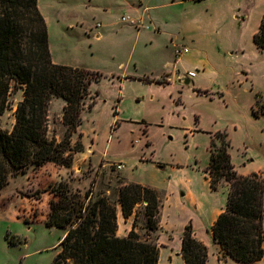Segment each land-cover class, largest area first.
Segmentation results:
<instances>
[{"label":"rangeland","instance_id":"obj_1","mask_svg":"<svg viewBox=\"0 0 264 264\" xmlns=\"http://www.w3.org/2000/svg\"><path fill=\"white\" fill-rule=\"evenodd\" d=\"M227 2L228 0H37L45 19L49 50L55 63L83 67L102 75L100 81L91 85V95L97 96V102L91 111L85 107L78 131L82 132L85 151H93V163L97 164L102 159H122L129 169L142 153V142H132L140 134V126L126 121L121 123L120 118L128 116L138 121L145 120L151 150L163 158L171 147H181L185 139L189 141L188 130L194 127L195 116L199 118L196 125L202 130L212 133L224 131L231 121L242 119L249 100V121L243 122L244 126L249 127L247 145L255 168L264 169V115L254 117L250 109L254 92L259 91L264 95V51H257L250 38V31L255 27L254 18L244 25L240 22L244 6L237 13L239 18H235ZM146 6L147 11L144 10ZM127 15L135 23L122 22L121 17ZM140 24L147 25L148 29H140L138 34ZM154 28H157L156 33ZM98 32L100 38H96ZM190 39H194L195 43H190ZM174 45H187L191 58L202 65L206 74L202 85L208 89L209 96L191 95L187 86L191 82L184 84V81L177 79V75L186 74V65H192V61L185 59L184 62L173 65ZM165 61L169 63L164 65ZM243 71L249 73L248 82L244 81ZM163 73L170 83L151 84V87L145 83L123 86L119 78L116 79V76L135 75L163 80ZM179 91L182 93L180 101H177ZM22 92L12 82L8 107L0 118V128L11 126ZM119 96L124 114L118 119L113 117L112 107ZM90 100L88 98L87 103ZM259 110L263 109L259 106L257 111ZM48 119L49 136L58 135L60 138L64 131L61 111L57 108L50 109ZM115 119H118L120 126L110 131V125ZM75 141H81L77 133L73 135V142ZM207 141L206 133H200L193 139L200 150L206 146ZM214 141L216 147L213 150L218 151L220 141L217 138ZM87 158L91 160V157L79 154L76 163L82 166V170H76V174L64 171L66 174L61 177L62 180L69 181L74 189L83 186V182L78 179L91 173L93 169L91 161L86 166ZM54 166L51 162L45 165V173H50ZM115 168L110 165L105 168L97 167L95 178L100 183L98 192L109 187L113 196V188L120 176ZM34 170L36 168L32 165L26 169L29 184L20 191L21 195L29 196L35 204L26 219L29 224L20 221L0 225V264H50L58 250L63 231L46 227L42 221L35 220V217L45 211L46 206L41 198L49 196L48 191H44L49 184L43 183L46 175L36 176L32 173ZM262 173L264 176V171ZM37 181L41 186L35 187ZM36 190L41 191L38 199L32 196ZM6 238L15 244L9 243Z\"/></svg>","mask_w":264,"mask_h":264},{"label":"trees","instance_id":"obj_2","mask_svg":"<svg viewBox=\"0 0 264 264\" xmlns=\"http://www.w3.org/2000/svg\"><path fill=\"white\" fill-rule=\"evenodd\" d=\"M252 40L264 48V14ZM101 76L97 71L53 62L37 0H0V115L8 107L12 82L23 91L12 128H0V190L31 165L37 168L51 162L71 167L74 154L83 150L82 142L72 138L82 124V111L92 109L96 102L91 85ZM52 97L65 102L61 114L64 131L59 139L48 133ZM214 138L220 147L213 150L216 144L211 140V187L216 189L223 180L229 190L226 207L211 227L212 239L241 264L260 260L264 255L263 173L238 174L230 161L226 134L216 132ZM118 183L117 199L91 188L82 192L62 179L44 189L55 197L49 201L44 225L63 230L50 264H158L154 240H144L133 229L126 237L116 235L118 204L127 217L136 204L146 202V227L156 229L158 192L138 183H123L120 178ZM40 193L36 190L32 196L38 199ZM181 255L185 264H205L207 260V247L193 237L190 225L182 235Z\"/></svg>","mask_w":264,"mask_h":264},{"label":"crops","instance_id":"obj_3","mask_svg":"<svg viewBox=\"0 0 264 264\" xmlns=\"http://www.w3.org/2000/svg\"><path fill=\"white\" fill-rule=\"evenodd\" d=\"M226 4L229 6L232 16L235 18H239V14L237 13L244 6L245 9L242 11L243 16H241L240 21L243 22L244 25L254 18L253 21H255V27L250 31V38L252 40V36L254 32L258 30L261 17L264 14V0H228ZM247 8L249 10L246 11ZM147 9L148 7L146 6L144 10L147 11ZM147 17L150 18L149 15ZM147 27V25L143 26L140 24L137 28V33L139 34L140 29H148ZM156 29L157 28L153 29L154 33H156ZM96 38H100L99 32L96 34ZM190 43L194 44L195 40L190 39ZM253 45L260 53L264 51V48H259L254 43ZM173 47L172 54L175 57L173 65L184 62L185 59H191L192 65L189 64L186 65V67H188V71L195 73L193 77H185L183 80L180 79L183 74H179L176 76L177 79L184 81V84H189V82H191V85H187L189 86L188 90L191 95L195 97H199L203 94L206 97L209 96L208 89L202 85V82L206 77L204 72L205 70L198 61L196 62L193 58H191L192 55L190 54L191 52L189 47L187 46V52H184L179 56H176L174 52L175 47L178 46L174 45ZM51 58L53 60L52 55ZM53 62L55 61L53 60ZM168 63V61H165L164 65ZM242 73L244 74V81L248 82L249 73L247 71H243ZM162 75H164L163 80L157 79L156 77L150 78L149 76L140 77L135 75H124L122 77L116 76V79L119 78V82L123 86L130 83H145L151 87V84L163 85L170 83L167 81L168 79L165 76L166 74L163 73ZM113 77L114 75L111 76V78ZM178 93L177 101H180L182 92L179 91ZM135 96L137 97V95ZM220 97H222V95H220ZM258 99H260V101H258ZM263 101L264 95L259 91L254 92V101L250 106L251 113L254 117L264 115ZM64 104L65 102L62 98L52 97L49 103V112L50 109L57 108L62 114ZM259 106L263 110L257 111V114L255 115L253 113V109L258 110ZM92 109L88 110L91 111ZM113 109L116 111L115 115H113ZM83 112L84 110L82 111V114ZM123 114L124 109L121 106V97L119 96L117 97V103L112 107V115L113 117L119 119L120 117H123ZM3 116L4 113L0 115V118ZM123 118H120L121 123L126 121L136 123L140 126V134H138V137L133 139L132 142L138 143L141 141L144 145L142 146V153L138 155L136 161L129 169L127 168L125 161L122 159L117 161H104L102 159L97 164L93 163L91 156L93 151H85V147L83 145V150L74 154L70 168L55 165V168H53L50 173H45V171H47L45 169V165L48 164L46 163L37 167L32 173H35L36 176L46 175L43 182L46 185L57 182L63 175L66 174L67 171L76 174V170H82V166H79L76 163V157L79 154H84L85 157H91V160L87 158L88 160L85 163H87L86 166H88V162L90 163L91 161L93 169L91 170V173H87L78 179L83 182V186L78 187V189L83 192L88 188H91L93 192H98L100 183L99 180L95 178L98 173L97 167L105 168L108 165L114 167V163L121 162L123 167L117 171L119 172V178L123 181V183L133 182L155 189L159 196V208L157 213V227L155 230L151 231L146 227V202L136 204L131 215L127 217L123 216L118 204L117 236L126 237L133 229L144 240H154L158 247V264H185L181 255V241L185 227L190 225L192 227L193 237L207 247L208 255L205 264H241L223 251V249H221V247L212 239L211 227L218 215L226 207L229 190L228 183L223 180L218 184L216 189L211 187V179L208 172V165L210 161L209 148L211 140L214 139V134L216 132L212 133L199 128L196 125L199 122V118L198 116H195L194 127L188 130V135L190 137L189 141L188 139H185L181 147H171V149L167 151L166 156L160 158L158 155H155L154 150H151V142L148 139V124L146 121H138L137 119L128 116ZM118 119H115L114 123L110 125V131H114L120 126ZM244 121H249V100L242 113V119L238 120L237 118L231 121L225 126L224 131L218 130L217 132L226 134V138L229 141L228 152L230 155V161L238 174L248 175L252 172H263L264 169L255 168L254 166V160L251 157L250 149L247 145V142L249 141V127L243 125ZM13 124L14 115L12 117L11 126L9 128L2 129L10 130ZM79 129L80 126L76 132L77 135L78 133H82L78 132L80 131ZM200 133H206L208 135L206 146L201 150L195 143H193L194 137ZM186 137L187 135L184 136V138ZM56 138H59L58 135H56ZM28 181L29 177L27 172L18 173L17 175L11 177L9 182L0 190V225L2 223L6 224L20 221H23L25 224H29V221L26 219L29 216L31 207L35 204L31 202L32 200L29 196L20 194V191L28 187ZM35 183V187L40 185L38 181ZM8 187L11 188L9 191H6ZM118 187L119 183L117 180L116 186L113 188L115 190L113 196L111 195V189L109 187L104 188L102 192L111 196L113 199H117ZM47 193L49 196L41 198L42 203L46 206L45 211L43 214L35 217V220H40L43 223L48 215L49 201L55 199L52 193ZM263 261L264 255L260 260L247 264H263Z\"/></svg>","mask_w":264,"mask_h":264},{"label":"built area","instance_id":"obj_4","mask_svg":"<svg viewBox=\"0 0 264 264\" xmlns=\"http://www.w3.org/2000/svg\"><path fill=\"white\" fill-rule=\"evenodd\" d=\"M121 21L122 22L135 23V20L129 18V16H122L121 17ZM97 25H99V24H97ZM187 51H188V47L187 46H178V47H175V50H174L176 56H179L180 54H182L184 52H187ZM194 75H195L194 72L188 71V72H186L185 75L181 76L180 79L183 80L185 77L186 78H191ZM113 165L116 167V169H121L123 167L121 162L114 163Z\"/></svg>","mask_w":264,"mask_h":264}]
</instances>
